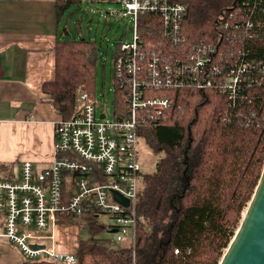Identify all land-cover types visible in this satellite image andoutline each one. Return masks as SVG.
Masks as SVG:
<instances>
[{
    "label": "trees",
    "instance_id": "trees-1",
    "mask_svg": "<svg viewBox=\"0 0 264 264\" xmlns=\"http://www.w3.org/2000/svg\"><path fill=\"white\" fill-rule=\"evenodd\" d=\"M178 1L187 12L176 33L165 28L159 15L139 17L141 52L147 55L144 70L155 67L154 58L180 67L187 63L190 47L210 45L217 68L212 85L203 90L191 82L143 86L145 95L168 96L173 105L160 114L152 108L138 113L140 143L156 161L151 173L141 174L135 245L80 240L72 252L77 264H218L260 179L264 0ZM76 2L56 1L58 22ZM53 51L55 75L42 92L58 117L71 119L81 111L82 94L95 102L97 47L91 40L63 36ZM118 54L119 47L113 54L114 115H125L129 86L126 75L115 69ZM234 75L238 82L231 89L227 85ZM172 79L176 83L179 78ZM7 169L0 165V170Z\"/></svg>",
    "mask_w": 264,
    "mask_h": 264
},
{
    "label": "built area",
    "instance_id": "built-area-1",
    "mask_svg": "<svg viewBox=\"0 0 264 264\" xmlns=\"http://www.w3.org/2000/svg\"><path fill=\"white\" fill-rule=\"evenodd\" d=\"M77 1L115 4L121 7L118 13L122 17L132 19V39L119 44L115 62L118 75H126L128 81V109L125 115L117 113L109 119L106 112L98 115L95 102L82 94L80 113L71 119L59 118L55 123L49 161L42 167L23 161L19 173L0 178V213L4 215L0 241L36 263L77 264L74 253H60L55 244L57 225L76 218L108 216L114 221L112 229L117 230L116 241L135 245L136 201L142 174L138 137L142 121L138 113L152 108L160 114L173 105L168 96L145 95L143 86L180 87L191 82L197 90H203L212 85L211 75L217 69L212 64L215 48L193 45L187 50V63L180 67L154 58L155 67L150 64L145 72L147 55L141 52L139 17L159 15L165 28L176 33L187 12L186 5L178 0ZM173 75L179 78L176 83ZM229 80L227 87L234 89L238 76ZM115 193L127 199L129 205L119 203Z\"/></svg>",
    "mask_w": 264,
    "mask_h": 264
},
{
    "label": "crops",
    "instance_id": "crops-1",
    "mask_svg": "<svg viewBox=\"0 0 264 264\" xmlns=\"http://www.w3.org/2000/svg\"><path fill=\"white\" fill-rule=\"evenodd\" d=\"M57 0H0V178L19 173L20 164L37 167L49 161L54 144L55 113L44 83L55 75L53 48L63 38L56 18ZM4 215L0 213V230ZM69 247L57 245L63 254ZM0 264L31 262L13 246L0 241Z\"/></svg>",
    "mask_w": 264,
    "mask_h": 264
},
{
    "label": "rangeland",
    "instance_id": "rangeland-1",
    "mask_svg": "<svg viewBox=\"0 0 264 264\" xmlns=\"http://www.w3.org/2000/svg\"><path fill=\"white\" fill-rule=\"evenodd\" d=\"M120 9L115 4L79 1L65 9L60 20V32L64 38H84L96 44L98 61L95 105L97 114L106 112L109 119L114 115L113 54L121 42L132 39V19L122 17L118 13ZM112 10L117 14H110ZM139 161L142 173H151L154 170L156 158L142 144L139 147ZM139 183L141 187V180ZM70 221L58 224L55 228V244L69 247L71 251L80 240L93 239L107 245L118 243L115 233H110L114 221L108 216L102 215L92 220L76 218ZM91 226L97 230L92 231ZM75 251L76 249L73 252Z\"/></svg>",
    "mask_w": 264,
    "mask_h": 264
},
{
    "label": "water",
    "instance_id": "water-1",
    "mask_svg": "<svg viewBox=\"0 0 264 264\" xmlns=\"http://www.w3.org/2000/svg\"><path fill=\"white\" fill-rule=\"evenodd\" d=\"M114 195L119 203L129 205L127 199ZM116 232V229L110 230V233ZM218 264H264V166L239 226Z\"/></svg>",
    "mask_w": 264,
    "mask_h": 264
}]
</instances>
